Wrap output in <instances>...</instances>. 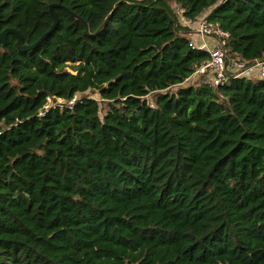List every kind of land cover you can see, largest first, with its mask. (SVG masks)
<instances>
[{
	"label": "trees",
	"instance_id": "trees-1",
	"mask_svg": "<svg viewBox=\"0 0 264 264\" xmlns=\"http://www.w3.org/2000/svg\"><path fill=\"white\" fill-rule=\"evenodd\" d=\"M205 10L264 60V0H0L48 31L0 45V264H264V79L183 84Z\"/></svg>",
	"mask_w": 264,
	"mask_h": 264
},
{
	"label": "built area",
	"instance_id": "built-area-1",
	"mask_svg": "<svg viewBox=\"0 0 264 264\" xmlns=\"http://www.w3.org/2000/svg\"><path fill=\"white\" fill-rule=\"evenodd\" d=\"M177 11L180 13L182 10L177 7ZM182 20L188 27L195 25L193 33L201 37L200 43L196 44L190 40L189 44L193 48L207 50L209 53L207 60L195 67L194 72L185 80L186 83L191 80V83L194 84L215 87L228 82L231 78L254 76L252 74L255 71L259 78L264 79V60L248 63L224 47L223 41L229 34L219 24L205 19H200L197 22ZM205 38H212L215 44L208 48Z\"/></svg>",
	"mask_w": 264,
	"mask_h": 264
},
{
	"label": "water",
	"instance_id": "water-1",
	"mask_svg": "<svg viewBox=\"0 0 264 264\" xmlns=\"http://www.w3.org/2000/svg\"><path fill=\"white\" fill-rule=\"evenodd\" d=\"M52 5L49 8L50 9V12H51V16L53 18V22H54L53 25H52V27H51V29H53L55 27L56 23H57V14L53 11V8H52L53 6ZM47 32L44 33L34 43L27 45V44H23L22 35L20 34V32L18 30H16L15 28H10V27L4 28V29L0 30V45L3 48L5 47L7 35L11 33V34H14L16 36V42H15L16 48L18 50H20V51H28L29 49H31L34 46H36L47 35Z\"/></svg>",
	"mask_w": 264,
	"mask_h": 264
},
{
	"label": "rangeland",
	"instance_id": "rangeland-1",
	"mask_svg": "<svg viewBox=\"0 0 264 264\" xmlns=\"http://www.w3.org/2000/svg\"><path fill=\"white\" fill-rule=\"evenodd\" d=\"M208 12H209V10H205L204 12H202V14H201L202 17H201L200 19H202L203 17H205V16L207 15ZM179 21L181 22V21H183V20L180 19ZM193 27L195 28V25L192 26V27H189L190 29L188 28V30L194 31V30H193V29H194ZM205 40H207V47H208V48H211L212 46H211V43H209V42L212 41L213 39H212V38H205ZM200 41H201V37H200V38H197V39L195 40V43L198 44V43H200ZM65 66H66V69H67V70L74 72V71H73V66H74L73 64L68 63V64H66ZM249 74H251V73H249ZM252 75L257 76V72H256V71L253 72ZM188 82H192V81L189 80V81H187V83L184 82L183 84H184V85H188ZM174 89H175V87H172L171 90H174ZM88 95H89V96H92V97H94V98H96L97 100H100L98 93L88 92ZM49 102L51 103L50 99H49ZM57 102H60V100H58Z\"/></svg>",
	"mask_w": 264,
	"mask_h": 264
},
{
	"label": "crops",
	"instance_id": "crops-1",
	"mask_svg": "<svg viewBox=\"0 0 264 264\" xmlns=\"http://www.w3.org/2000/svg\"><path fill=\"white\" fill-rule=\"evenodd\" d=\"M185 25V24H184ZM188 38L190 40H192L193 42H195V40L197 38H200V36L198 34H194L193 31H190V33H188ZM209 43H211V46H213L215 44V42L212 40Z\"/></svg>",
	"mask_w": 264,
	"mask_h": 264
}]
</instances>
